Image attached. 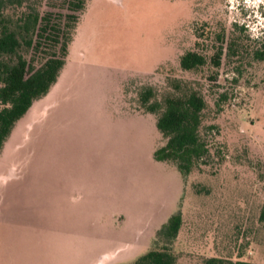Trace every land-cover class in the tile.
<instances>
[{
	"label": "rangeland",
	"instance_id": "rangeland-1",
	"mask_svg": "<svg viewBox=\"0 0 264 264\" xmlns=\"http://www.w3.org/2000/svg\"><path fill=\"white\" fill-rule=\"evenodd\" d=\"M66 1L33 3L56 20L70 14ZM263 7L264 0L89 1L68 47V58L74 63L83 49L89 62L85 71L92 74L98 66L104 91L96 98L70 97L66 119L87 121L91 126L89 121L103 112H119L122 103L140 110V90L151 87L160 99L168 91L167 81L177 78L201 90L208 103L204 124L219 129L218 136L209 133L207 139L215 140L223 152L185 182L173 164L153 158L161 135L155 116L147 113L144 133L122 139L120 161L105 177L104 187L110 195L118 194L124 204L129 200L133 204L134 219L120 218L115 236L132 247L127 258L114 264H131L151 250L157 230L178 211L182 226L173 245L176 264H204L207 258L264 264V222L260 221L264 207V61L256 62L244 53L230 61L223 58L216 71L206 68L197 73L180 71L178 63L184 52L193 49L195 30L207 35V31L225 29L228 34L237 23L251 39L264 36ZM17 12L7 10L10 16ZM214 72L215 81H210ZM217 100L220 113H216ZM73 105L81 106V112L73 114ZM66 107L53 119L61 120ZM50 114L43 120L48 121ZM33 132L29 130L23 139L12 133L0 153V202L49 201L50 144L43 145V155L35 160V146L28 139ZM34 169H40L36 179ZM35 185L46 186L36 197L28 189ZM31 207L25 209L23 221L34 217ZM7 221L0 216V264H8L11 237V242L27 237L23 230L17 234L6 230Z\"/></svg>",
	"mask_w": 264,
	"mask_h": 264
},
{
	"label": "crops",
	"instance_id": "crops-1",
	"mask_svg": "<svg viewBox=\"0 0 264 264\" xmlns=\"http://www.w3.org/2000/svg\"><path fill=\"white\" fill-rule=\"evenodd\" d=\"M78 57L72 63L67 55L57 83L47 96L32 105L13 131L21 139L26 138L29 130L34 131L28 139L35 146V160L43 155V145L50 144L49 201L0 202V216L8 220L5 229H13L16 234L23 230L27 234L24 241L11 242L14 238L11 237L7 242L8 264H114L126 257L132 247L128 241L115 236L120 218L134 219L133 204L130 200L124 204L118 194L110 195L104 182L120 161L122 139L144 133L148 116L122 103L119 112H103L94 122L89 121L91 126L87 121L66 119L72 104L70 97L96 98L103 96L104 91L98 66L88 74L85 70L89 69V62L83 49ZM64 106L67 107L62 114L66 115L59 121L54 120V115ZM81 109L74 106L72 113H80ZM45 114L48 117L50 114L48 121L43 120ZM39 171L34 169L35 179ZM19 187L22 190L25 185ZM45 187L35 185L28 189L36 197ZM29 207L35 210L34 217L23 221L22 216Z\"/></svg>",
	"mask_w": 264,
	"mask_h": 264
},
{
	"label": "trees",
	"instance_id": "trees-1",
	"mask_svg": "<svg viewBox=\"0 0 264 264\" xmlns=\"http://www.w3.org/2000/svg\"><path fill=\"white\" fill-rule=\"evenodd\" d=\"M89 1L67 0L70 14L54 20L53 14H42L33 0H0V153L18 122L57 83ZM10 8L18 11L15 16L7 14ZM261 15L264 17V7ZM244 31L237 23L231 25L228 34L225 29L207 31V35L195 30L193 49L179 57L180 71H216L223 58L230 61L244 53L256 62L264 61V36L251 39ZM216 74L210 81H215ZM167 85L168 91L160 99L151 87L140 90L138 111L155 116L161 144L153 158L173 164L186 182L194 171L221 157L222 148L207 139L209 133L218 136L219 129L204 124L208 103L201 90L177 78L168 80ZM219 102L215 103L216 113L221 112ZM260 221L264 222V207ZM181 226L182 214L178 211L157 230L152 249L131 264H176L173 245ZM204 264L256 263L207 258Z\"/></svg>",
	"mask_w": 264,
	"mask_h": 264
}]
</instances>
